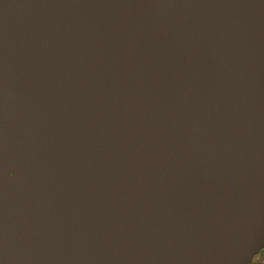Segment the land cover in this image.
I'll return each mask as SVG.
<instances>
[{"label":"water","instance_id":"obj_1","mask_svg":"<svg viewBox=\"0 0 264 264\" xmlns=\"http://www.w3.org/2000/svg\"><path fill=\"white\" fill-rule=\"evenodd\" d=\"M263 248L264 0H0V264Z\"/></svg>","mask_w":264,"mask_h":264},{"label":"flooded vegetation","instance_id":"obj_2","mask_svg":"<svg viewBox=\"0 0 264 264\" xmlns=\"http://www.w3.org/2000/svg\"><path fill=\"white\" fill-rule=\"evenodd\" d=\"M264 256V248L253 258L250 264H264V259H256L257 256Z\"/></svg>","mask_w":264,"mask_h":264},{"label":"rangeland","instance_id":"obj_3","mask_svg":"<svg viewBox=\"0 0 264 264\" xmlns=\"http://www.w3.org/2000/svg\"><path fill=\"white\" fill-rule=\"evenodd\" d=\"M262 258L264 259V256H262V255L256 257L257 260H258V259H262Z\"/></svg>","mask_w":264,"mask_h":264}]
</instances>
